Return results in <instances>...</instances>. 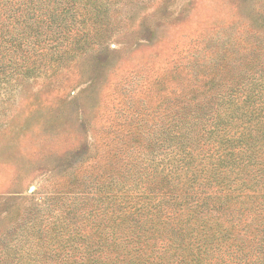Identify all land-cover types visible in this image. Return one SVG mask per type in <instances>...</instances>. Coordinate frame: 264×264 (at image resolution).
Here are the masks:
<instances>
[{
    "label": "rangeland",
    "instance_id": "1",
    "mask_svg": "<svg viewBox=\"0 0 264 264\" xmlns=\"http://www.w3.org/2000/svg\"><path fill=\"white\" fill-rule=\"evenodd\" d=\"M89 5L95 17L83 7L58 29L43 22L47 54H31L20 68L33 67L32 74L0 84V264H56L75 233L96 234L101 221L92 214L103 205L107 175L118 180L125 155L146 151L145 140L158 142L174 99L201 94L207 81L205 101L194 104L210 112L226 88L264 81V0ZM139 132L137 149L131 139H143ZM253 200L247 223L253 206L264 205V198ZM218 258L264 264V246L253 241Z\"/></svg>",
    "mask_w": 264,
    "mask_h": 264
},
{
    "label": "trees",
    "instance_id": "2",
    "mask_svg": "<svg viewBox=\"0 0 264 264\" xmlns=\"http://www.w3.org/2000/svg\"><path fill=\"white\" fill-rule=\"evenodd\" d=\"M75 1L86 3L0 0V84L31 72L20 69L31 54H47L40 47L43 22L58 29L83 7L95 17L94 0ZM206 82L201 94L173 100L176 111L157 131L158 142L142 144L140 132L143 139H131L146 151L122 158L118 180L107 175L103 207L92 214L104 228H95L93 238L75 233L56 264H217L227 261L219 253L232 255L253 241L264 246V205L253 206L258 223L253 216L247 223L245 214L250 199L264 198V81L226 88L215 108L202 112L194 101H205Z\"/></svg>",
    "mask_w": 264,
    "mask_h": 264
}]
</instances>
